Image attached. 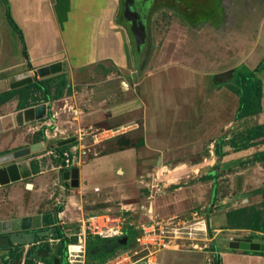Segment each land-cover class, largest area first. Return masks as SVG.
<instances>
[{"label":"rangeland","instance_id":"rangeland-1","mask_svg":"<svg viewBox=\"0 0 264 264\" xmlns=\"http://www.w3.org/2000/svg\"><path fill=\"white\" fill-rule=\"evenodd\" d=\"M25 1L13 0L11 4L9 0H0V78L8 77V82L4 83L7 88L10 86L9 82L14 81L17 74L29 71L26 69L27 65L22 63L26 61V55L21 33L13 28L8 19V13L14 19L11 10V5H13L12 9L16 11V16H18L20 22H25L27 27V29L20 28L24 39L26 35L24 33L28 32L31 34L30 30L32 28L29 27L32 22H26L24 13L21 12L23 10L22 6L26 4ZM137 1L141 3L143 19L148 32L147 42L142 49L140 51L137 50L136 40L129 23L124 17L125 0H98L99 6L102 7L101 11L107 9L110 14L109 19L113 31L122 34L126 41L128 63L122 68H119L111 61L95 64L90 69L97 71L99 77L77 79L75 80L77 83L72 80V83L70 85L67 84L68 87L66 88L70 87L69 92H73V87L79 89L84 86L82 82H91L93 83L91 85L97 87L100 92L103 90L102 87L105 83V78L101 75L108 76L115 73L114 81L118 83L114 86V92L118 97L123 98L125 96L142 95L141 85L144 84L145 86L148 84V88L146 87L147 89H145V94L148 97L146 106H134L133 111L119 117L116 122V124H127L134 120L133 126L127 125L128 129L137 127V124L140 125L136 136H133V133L128 136V139L136 145L138 141L141 142V139H143L145 131L144 121L147 122L148 118L150 119L147 113L157 104L153 98L151 99V96L158 92L160 101L163 102L161 106H165L167 103H170L168 104L169 106H173L170 100H174L175 103H178L179 100H184L181 98L187 96L185 88H192L194 83L193 89H191L193 93L190 90L193 106L191 103L188 106L189 108H194L193 118L191 119L194 124L193 129L194 132L200 131L201 126H205L208 123L209 134L207 141H205L206 139L204 140L205 136L202 139V136L200 138L197 135V138L195 137V140L190 143V148L187 150L184 148L186 152L180 150L175 155L172 154V157L161 158L162 152L147 155L145 157L147 167L145 171L141 172L140 178L145 182L150 181V183L157 184L155 196H152L149 201L148 199H143L137 189L115 185L111 188L108 196L114 208L103 213H108L114 218L117 216L127 217L128 221L134 224L131 227L132 229L151 222L152 218L168 221L170 218L176 217L175 221L177 223L182 220L181 226L184 225L185 221L186 225H192V227L187 230L181 229L184 232H188L191 229L189 231L191 233H180V238L172 244H180L176 248L179 250L189 248V250L197 249L202 251L206 258V264H217V258L220 256L221 251L240 250L231 247V242L233 241L250 240L264 242V232L248 228L249 221H246V219L254 217L257 211H264V143L255 144L252 146L250 154L239 158H226L223 156L221 162H218L220 157L215 153L217 146L222 145L228 148L225 154H230L235 150L233 142L242 145L245 131L249 127L254 126L252 124L255 123V118L236 119L240 105L241 93L239 91H241V85L237 83L235 77L222 83L214 79L215 74L231 68L235 69L236 74L237 70L242 68L244 64L237 60L230 47H219L217 31L210 29L207 23L192 24L190 22L203 20L208 16V13H211L209 19L215 21V17L220 10L218 8L219 0H212V3H209V0H197V2H194V0ZM32 35L34 34L32 33ZM189 54L193 55L194 60H191L188 64L190 67L193 65L196 68V75L193 80L191 76L186 79V75L182 76L180 72H176L177 68L186 67L187 62L185 59L186 55ZM10 64L16 65L7 68ZM167 69L171 70L165 74L166 76L164 75L158 79L159 81L162 80L160 84L161 92H159L158 89L156 90L153 87L151 82L157 72ZM31 73L35 79H44L38 76L36 70L31 71ZM48 77L56 78V83L52 85V90L57 91V83L62 80L59 79L58 74H52ZM125 81L127 85L123 84ZM37 94L43 96V93L39 90H37ZM176 113H178L177 116L179 118L180 113ZM182 119L185 120V116H182ZM111 123L103 122L94 128L81 129V134L86 132L85 136L89 135L86 143L90 144L88 147H82V150L85 151V153H82L83 156L88 152L89 158L94 156L96 152L101 154L129 144L128 140H124L125 138L115 137L107 140L104 137L101 143L97 142L96 146L91 145L92 139L93 142L96 139L90 132L100 133L103 130L102 128L114 126ZM28 125L30 124L24 125L22 129H26ZM81 134H77L76 137L81 136ZM72 136L70 135L69 137ZM101 137L103 136L99 137L100 140ZM176 142H174V145ZM74 144L68 147L70 148ZM100 145H102V149L97 151V146ZM185 154H188V156L191 154L192 157L185 159L183 158ZM80 159H77V162ZM184 160L206 165L197 169L196 175H198V178L196 180H191L186 172V167L173 170L177 164L180 166ZM172 164L176 165L173 167ZM214 165H218L215 175L206 171L207 166ZM112 167L113 163L108 159L96 161L92 171L94 182L102 187L115 182L127 187L133 184L135 170L132 161H124L123 167L126 170V175L119 174V179H116L117 176L114 174ZM212 175L215 177L213 178ZM249 179L252 182H249L246 190H243V185ZM191 181L206 184L204 189L198 190L197 203L194 205L187 203L182 211L166 212L165 207L171 203L173 204L167 196V191H180V201L185 204L189 199L185 195V188L189 186ZM61 184L64 183L61 181ZM161 187L163 189H160ZM72 189L77 188L66 187L65 192L62 191L63 196H60L59 199L51 198V201H55L57 203L56 206H64L67 201V195L73 191ZM101 192L103 190H99V193ZM247 192H250L251 195L244 197ZM159 196L160 200L158 199V208H156L155 198H159ZM122 202L124 205H122ZM144 202L147 203L146 208L142 207ZM97 213L101 212L89 211L84 217H70L68 224H63L65 231L67 233L79 231L82 219ZM62 219H67V217ZM189 243L191 246H185V244ZM18 245H22V258H15L10 262L6 260V264H28L30 258L36 264L42 262L40 259L34 258L32 254L30 255L31 249L34 248L37 257H42L38 254L36 245ZM87 247H89V243ZM120 250L121 248L118 249V252ZM102 254L104 255V252L101 253V256Z\"/></svg>","mask_w":264,"mask_h":264},{"label":"crops","instance_id":"crops-1","mask_svg":"<svg viewBox=\"0 0 264 264\" xmlns=\"http://www.w3.org/2000/svg\"><path fill=\"white\" fill-rule=\"evenodd\" d=\"M10 1L12 4L13 0ZM211 1L209 0V3ZM25 3L21 12L24 13L26 22H32L29 27L32 30H30L31 34L24 33L26 34L25 42L29 56L22 63L27 65L26 69L29 71H35L45 65L61 63V71L55 74H66L70 85L72 80L77 83L75 81L77 79L99 77L97 71L90 69L95 64L111 61L119 68L127 65L126 41L122 34L113 31L109 19L110 14L107 9L101 11L102 7L99 6L98 0H26ZM12 8L13 5H11V10L19 27L27 29L25 22H20L16 11ZM218 8L220 10L215 21L209 19L211 13H208V16L203 20L190 22L192 24L207 23L210 29L217 31L219 47H230L239 62L250 69H255L264 59V0H219ZM191 60H194L193 55H186V67L177 68L176 72H180L182 76L186 75V79L191 76L193 80L196 68L193 65L189 66L188 63ZM15 65L10 64L7 68ZM170 70L157 72L153 78L151 83L159 92H161L162 80L158 79ZM101 76L105 78V83L100 92L97 87L91 85L93 83L82 82L84 86L79 89L73 87V92H69V87L66 88L62 97L40 102L47 104L48 116L28 125L26 129H22L24 125H18L16 120V115L21 110L19 97L0 106V117L3 123V131L0 133V153L22 146H30L33 151V158L30 160L33 175L25 180L0 185V230L2 221L36 214H42L44 217L45 213H55V209L61 206H56L57 203L51 201V198L59 199L60 196H63L62 191L65 192L63 187L65 181L62 178V171L59 169L62 163L59 154L61 150L56 145L70 135L76 137L77 134H81L83 128H94L100 123L107 122L109 124L112 122L111 124L114 126L102 128L104 133L99 135V137L103 136L101 140L98 138L93 142V139L90 138L92 139L91 145L96 146L97 142L101 143L104 137L107 140L115 137L125 138L124 140H128L129 144L101 154L96 152L89 158L88 152L81 156L80 162L74 166L79 169V187L72 189L73 191L67 195L63 210L58 214L61 225L68 224L70 217H84L89 211L103 213L113 209L108 196L111 188L115 185L137 189L143 199L149 200L155 196L157 184L150 183V181L145 182L140 178L141 172L145 171L147 167L145 157L156 152H162L161 158L172 157V154L175 155L180 150L186 152L185 150L190 148V143L195 140V137L197 138V135L200 138L202 136V139L205 136L204 140L207 141L209 124L201 126L200 131L194 132V124L191 120L194 108L188 107L190 103L193 104L191 94L193 90L191 89H193L194 83L192 88H185L187 96L181 98L184 100H179L178 103L170 100L173 106H169L170 103L161 106L163 102L160 101L158 92L151 96V99L153 98L157 104L152 107L153 112L151 110L147 113L150 119L148 118L147 122L143 123L145 128L143 139L134 145L128 136L132 133L133 136H136L140 125L137 124V127L128 129L127 125L133 126L134 120L127 124H116V122L119 117L133 111L134 106H146L148 97L145 94V89L148 88V84L141 85L142 95L120 98L114 92V86L118 83L114 81L115 73ZM259 77L263 81V111L259 115L250 116V118H255V123L252 125L264 124V71L259 73ZM6 82H8V77L0 78V92L10 89V86L7 88L4 84ZM9 83L11 84V81ZM123 84H126V81ZM52 93L55 94L56 90H52ZM34 105L38 104L31 106ZM176 112L180 113L179 118ZM182 116H185L187 120L182 119ZM188 117L190 118L188 119ZM106 133L110 137L105 136ZM88 137L89 135L82 138L79 145L88 147L90 145L86 143ZM174 142H176L175 145ZM77 143L75 142V144ZM97 148V151L102 149V145ZM217 148H221L224 153L228 150L222 145ZM252 148L251 146L242 150H233L224 156L239 158L250 154ZM191 157V154L189 156L185 154L183 158L190 159ZM219 157L223 160V156ZM220 158L218 162L222 161ZM106 159L112 161L116 179H119V174L126 175V170L123 167L124 161H132L135 170L133 184L127 187L115 182L102 187L94 182L92 176L94 164L96 161ZM172 165L174 167L176 164ZM177 165L173 170L186 167V172L191 180L198 178L196 171L200 166H206L204 163H194L188 160L181 162L180 166ZM61 181L64 184H61ZM249 182L251 183L252 180L249 179L245 182L243 190H246ZM205 186L206 184L203 182L191 181L185 188V195L189 197L185 204L180 201V191L168 190L167 196L173 204L165 207L166 212L182 211L187 203L194 205L197 203L198 190L204 189ZM99 190H103V192L99 193ZM158 199L160 200V196L155 198L156 208H158ZM122 205H124L123 202ZM142 207L146 208L147 203L144 202ZM63 217H67V219H62ZM50 238L44 240L39 238L38 244L43 241L44 244ZM179 245L174 243L161 250L158 264H206L204 252L197 249L189 250V248L176 249ZM185 246H191V244H185ZM220 257V264H264V255L245 253L243 250H223Z\"/></svg>","mask_w":264,"mask_h":264},{"label":"water","instance_id":"water-1","mask_svg":"<svg viewBox=\"0 0 264 264\" xmlns=\"http://www.w3.org/2000/svg\"><path fill=\"white\" fill-rule=\"evenodd\" d=\"M134 0L125 1L124 17L130 25V29L136 40L137 50L140 51L147 42V26L140 19V12L135 6H132ZM131 3V4H130ZM61 71V63L45 65L37 68L36 72L40 78H45ZM235 77V69H228L217 73L214 79L220 83L229 81ZM35 78L31 71H26L15 76V80L11 82L10 89H16L33 83ZM48 116V107L46 103L29 106L21 109L16 115L18 125L32 124L40 121ZM3 131V123L0 117V133ZM77 141V137H69L61 140L57 147L71 145ZM33 151L30 146H22L9 151L0 153V185L7 182H17L25 180L33 175V168L30 160L33 158ZM220 160H222L220 158ZM218 165L207 167V172L215 175ZM62 171V170H61ZM62 178L65 181V187H79V169L74 167L70 170L62 171ZM247 192L244 197L250 196ZM52 236L60 238L61 233L57 230V226L53 225L47 228L44 225V217L42 214L32 216L15 217L10 220L2 221L0 230V264H6L9 259L10 251L13 245L18 244H34L38 248V254L44 258L51 254L54 256V263L59 264L61 242L38 244L39 238ZM128 236L119 238L120 244H126ZM231 247L240 250L262 251L264 252V242L259 241H233ZM40 248V249H39Z\"/></svg>","mask_w":264,"mask_h":264},{"label":"trees","instance_id":"trees-1","mask_svg":"<svg viewBox=\"0 0 264 264\" xmlns=\"http://www.w3.org/2000/svg\"><path fill=\"white\" fill-rule=\"evenodd\" d=\"M8 19L13 28H15L18 32L21 33L22 42L24 44V52L26 58H28L29 54L27 51L26 42L23 36V33L13 19L12 15L8 13ZM264 71V59L258 64L255 69H250L247 66H243L239 70H237L235 74V80L239 85H241L240 94V105L237 110L236 118L244 119L250 116L259 115L263 111L262 98H263V81L259 77V73ZM61 82H58V90L55 94L52 93V85L55 84V77H48L44 79H35L33 83H30L26 86L16 88V89H8L6 91L0 92V106L15 97H19L20 103L19 108H27L32 104H39L43 100L49 101L51 99L60 98L63 96L68 81L66 79V74L58 75ZM37 90L43 93V96H39L37 94ZM257 143H264V124H256L252 127H249L245 131V137L243 139L242 145H238L233 142V147L235 150H242L254 146ZM69 145L58 147L59 150L63 151L68 148ZM216 153L218 156H224L225 153L221 148L216 149ZM213 177V175H212ZM215 177V176H214ZM213 177V178H214ZM63 210V206H59L55 209V213H45L44 215V225L49 228L53 225L57 226V230L61 233V250L60 256L61 261L59 264H67L66 263V252L69 243H74L75 237H66L65 228L61 225L58 214ZM249 221V227L255 231L264 232V211H257L254 217L246 219ZM139 234V231L136 229H128L126 231V235L128 236V244L123 245L120 244L117 240L118 238H102L92 237L89 239V247H87V256L90 262H100L108 259L112 255H114L118 249H124L125 247L132 245ZM112 242V244H109ZM22 245H13L10 251V258L7 259V262L15 258H22L23 250L21 249ZM244 251V250H243ZM104 252V255L101 253ZM245 253L264 255L262 251H250L245 250ZM33 255L34 258H38L43 261L45 264H53V260L51 258L37 257L35 253V249L32 248L30 255ZM221 263V257L217 258V264ZM28 264H36V262L30 258Z\"/></svg>","mask_w":264,"mask_h":264},{"label":"built area","instance_id":"built-area-1","mask_svg":"<svg viewBox=\"0 0 264 264\" xmlns=\"http://www.w3.org/2000/svg\"><path fill=\"white\" fill-rule=\"evenodd\" d=\"M93 137L98 140L100 133H93ZM86 135V132H82L79 136L77 144L72 147L60 151L59 154L62 159V163L59 169L62 171L70 170L77 163L82 153V146H79L80 140ZM105 136L110 137L108 133ZM80 162V161H78ZM66 189L65 185H63ZM177 218H170L168 221L156 218H152V221L142 226H136L134 229L139 231L134 243L117 251L114 255L108 259L100 262H90L87 256L88 241L92 237L102 238H121L126 235V231L130 229L134 224L128 221L127 217L117 216L112 217L108 213H97L89 215L82 219L80 224V230L74 233H66V237H75L74 243H69L66 252L67 264H158V254L161 250L168 248L173 242L178 240L180 233L184 232L182 229L187 230L192 225L181 226L182 220L178 223L175 221ZM182 228V229H181ZM188 230L184 233H191ZM50 243L60 242L61 238L51 237L48 240ZM47 240L45 243L48 242ZM44 242V241H43ZM40 242V244H43ZM128 242L124 245H127ZM77 247L72 249V247ZM44 264V262H39Z\"/></svg>","mask_w":264,"mask_h":264},{"label":"flooded vegetation","instance_id":"flooded-vegetation-1","mask_svg":"<svg viewBox=\"0 0 264 264\" xmlns=\"http://www.w3.org/2000/svg\"><path fill=\"white\" fill-rule=\"evenodd\" d=\"M126 1V0H125ZM131 4V3H130ZM140 2H138L137 0H134L132 6H135L137 8V11L140 12V19L145 22V20L143 19V11L141 10L142 7L140 6ZM44 240V239H43ZM119 242V239L117 240ZM109 244H112V242H109ZM43 245V244H42ZM40 249V248H39ZM47 258H51L53 260V263H54V256L51 254L49 257ZM60 259H61V256H60ZM45 264V263H44Z\"/></svg>","mask_w":264,"mask_h":264},{"label":"bare ground","instance_id":"bare-ground-1","mask_svg":"<svg viewBox=\"0 0 264 264\" xmlns=\"http://www.w3.org/2000/svg\"><path fill=\"white\" fill-rule=\"evenodd\" d=\"M77 247L73 246L72 249H76Z\"/></svg>","mask_w":264,"mask_h":264}]
</instances>
